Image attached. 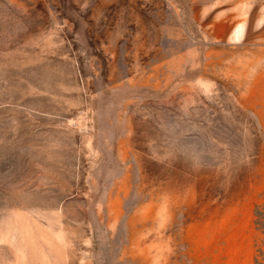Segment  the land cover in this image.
Here are the masks:
<instances>
[{"label": "rangeland", "instance_id": "obj_1", "mask_svg": "<svg viewBox=\"0 0 264 264\" xmlns=\"http://www.w3.org/2000/svg\"><path fill=\"white\" fill-rule=\"evenodd\" d=\"M0 264H264V0H0Z\"/></svg>", "mask_w": 264, "mask_h": 264}]
</instances>
